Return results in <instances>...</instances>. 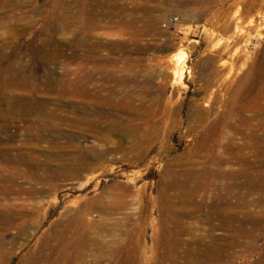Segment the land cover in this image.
Segmentation results:
<instances>
[{
	"label": "rangeland",
	"instance_id": "rangeland-1",
	"mask_svg": "<svg viewBox=\"0 0 264 264\" xmlns=\"http://www.w3.org/2000/svg\"><path fill=\"white\" fill-rule=\"evenodd\" d=\"M255 65L264 73V0H0V264H119L127 244L130 264H210L208 249L213 264H264V189L245 188L264 166L254 149L212 154L189 131L194 106L222 115L225 87ZM254 110L264 102L244 117ZM256 136L264 146V127ZM208 168L242 173L185 203L178 188L161 197L168 172ZM226 183L228 217H205ZM168 222L184 230L169 253Z\"/></svg>",
	"mask_w": 264,
	"mask_h": 264
},
{
	"label": "bare ground",
	"instance_id": "bare-ground-1",
	"mask_svg": "<svg viewBox=\"0 0 264 264\" xmlns=\"http://www.w3.org/2000/svg\"><path fill=\"white\" fill-rule=\"evenodd\" d=\"M208 64L209 63L207 61L203 63L204 66H206ZM256 70H257L256 65L253 68L249 69V71L246 73L245 77L242 79L244 81L242 83V84H244V86L240 83V85L238 86L239 87L238 89H235L234 87L232 89V88H230V86L225 87V92H227L229 95L228 99L227 100L225 99L226 101L225 100L224 101H221V100L218 101V103L221 104V107H224V109H225V112L222 115H217L218 112L216 113V112H212L211 110L201 109V108H197V106H194L195 108H194L193 113H192V116H194V119L192 120L193 125H192V127L190 126L191 128L189 129V131L191 133H195L196 137L198 136L199 147L206 148L207 150L212 152V154H215L217 152H219V153H226L227 152L230 155H232L239 150H243L245 147L254 149V152L257 154V161L260 162V164L262 166H264V163H263L264 159H263V157L259 156L260 153L261 152L263 153V150H264V146L262 145V142H261L262 137L256 136L257 128L258 127H264V126L252 124L253 118L259 117L261 115L263 116L264 111L263 110H254L252 112V115L247 117V118H245L243 115L244 111H247L249 108H252L255 105H259L260 102H264V88L262 87V84L264 85V73H257ZM13 71L16 74V70H13ZM181 71H180V73H181ZM255 79H259L258 82H260L261 85H258L254 91L251 88L249 90L247 87V83L251 86L255 82ZM62 89H64V88H62ZM251 93H252V95H251ZM245 98H246V100H250L249 105H243L241 103L242 99H245ZM174 112H175V110H174ZM170 113H171L170 109H168L166 107L163 108L161 120L155 121L151 125L150 139L156 138V133H157L158 129H161V125H162L161 122H164L166 117H169L171 115ZM146 114L151 115V116L153 115L151 112L146 113ZM42 115L47 116L49 118L54 116L53 114H49L48 111L45 109L42 110ZM192 116H191V118H193ZM159 124H161V125H159ZM242 125L246 126V128L251 129V131L249 133L243 135L240 131V128ZM238 134L241 135L240 138L243 137V139H244V140H242L243 142L245 140H247V141L243 144H241V143L239 144L236 137H235V135H238ZM213 163H216V162H213ZM73 170H75V169H73ZM73 170H70V172H72V173H67L66 175H68L69 177H75V178L79 177L81 175V173L78 174L79 172L78 173L76 171L73 172ZM86 170L88 171V170H93V169L92 168H86ZM241 173H242L241 171H238V172H235L232 170L226 171V170H223V168H208L206 170V172L205 171L202 172V171H198V170H192V171L186 172L183 174L182 179L173 180L174 177L172 178V173L168 172L169 178L166 179L164 182H161V187H163V189H162L163 192H162L161 197H163L164 199H167V196L163 195V194L165 193V191L170 186V187H173L174 189L175 188L179 189V194L177 195L178 197H175L176 195H174L173 198H175L176 200L179 199L181 202L184 201V203H185L187 198L194 197L196 195L198 189L199 190H207V189L209 190V188L213 185V181L218 180L221 177L227 178L231 182V181L235 180ZM54 174H55V172H54ZM256 174L257 175L260 174L259 177H260V181L262 182V184H259V183L257 184V182L255 181V175L254 176L253 175H247L245 188H246V192H248V193L254 192V191L258 192V191H261L264 189V179H263L264 171L263 170H259V171L257 170ZM175 177H177V176H175ZM190 182H193L194 185H192L191 188L188 190L187 188H188ZM121 190L124 193L130 191L128 187L122 188ZM230 191H231V189H230L229 183H226L222 189H216L214 191V196L211 197L212 198L211 203L207 207L208 212H207V215L205 217H211L212 215H215V216L218 215L219 217L224 218V219H226L228 217L226 215L227 214L226 202H224L221 199L224 198V195L229 196L228 193ZM167 195H168V193H167ZM204 200H205V196L201 197V200L195 204V206L193 208V212L196 211L198 208L202 209L204 207ZM201 203H202V205H201ZM205 207H206V205H205ZM175 213L177 215L178 212L172 211L170 214L174 215ZM189 213L192 214V212H189ZM169 224H170V222H168L164 227V230H165L164 232L166 234H165L164 239H162L165 242L166 247L168 248V253H169V251H171V249L176 250L177 248H179V246L182 243L180 238L184 232V230L182 229L183 228L182 224L180 223L181 229H177L175 235H172L171 231H173V228H172L171 224L170 225ZM233 225H234V223H233ZM222 227H223V224H222L221 228ZM214 228L215 227L211 226V231ZM222 229H224V228H222ZM234 230L238 233L247 234V231L244 228H242L241 225L237 226L236 229H234ZM168 232H170V233H168ZM174 232L175 231H173V233ZM159 240H160L159 238L155 239V241H159ZM201 241H202L201 237L197 238V240H196L197 243H200ZM213 241L217 242L219 240L214 239ZM233 242H235L233 239L230 240L231 244ZM217 248L221 249L218 246H217ZM129 252H130L129 251V244L121 246V249L118 252V255H120V263L119 264H130L129 258H130L131 254L129 255ZM190 252L194 253L196 251H190ZM204 252H205V255H207V257H208L206 260L208 263L213 264V263H216V262L218 263L219 261H221L222 256L220 255L219 252L218 253L213 252L209 249L204 250ZM194 255H198V254L194 253ZM176 263L177 262H173V264H176Z\"/></svg>",
	"mask_w": 264,
	"mask_h": 264
},
{
	"label": "built area",
	"instance_id": "built-area-1",
	"mask_svg": "<svg viewBox=\"0 0 264 264\" xmlns=\"http://www.w3.org/2000/svg\"><path fill=\"white\" fill-rule=\"evenodd\" d=\"M176 18H167L166 22L167 23H172L173 21H175Z\"/></svg>",
	"mask_w": 264,
	"mask_h": 264
}]
</instances>
